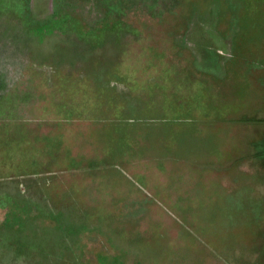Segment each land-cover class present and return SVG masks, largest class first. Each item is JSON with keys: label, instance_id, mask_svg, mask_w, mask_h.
<instances>
[{"label": "rangeland", "instance_id": "374dc122", "mask_svg": "<svg viewBox=\"0 0 264 264\" xmlns=\"http://www.w3.org/2000/svg\"><path fill=\"white\" fill-rule=\"evenodd\" d=\"M141 1L98 0L130 25L96 40L0 5V217L20 201L0 264H264V97L242 78L264 0ZM189 24L233 36L223 81L197 75Z\"/></svg>", "mask_w": 264, "mask_h": 264}, {"label": "flooded vegetation", "instance_id": "af4514ba", "mask_svg": "<svg viewBox=\"0 0 264 264\" xmlns=\"http://www.w3.org/2000/svg\"><path fill=\"white\" fill-rule=\"evenodd\" d=\"M225 1L227 4H230L232 6L233 2H235V0ZM216 3L218 4H215L214 2V5H217L221 10L217 26L221 27L222 25H228L226 23L230 21L227 20V15H229L231 11L224 9L222 7V4H220L219 2ZM6 4L15 9V13L18 19L22 21L25 27L34 31H60L61 29H64V25L67 23L68 20H70L71 23H73V26L70 27L71 29H75L84 36H92L93 39L96 40L99 38L97 35L99 30L103 28L105 24L113 23V21H117V23H126L124 22L125 20L122 17H118L117 14L115 15V12H117L116 8H109L106 6L107 9H105L104 6H101L99 4L98 0H48L47 9L43 12L38 11L36 8L33 10V0H0V5L4 9ZM140 4L144 5L143 10H151V4L149 6V4H147L145 0H142ZM230 9L232 10V7H230ZM119 13L122 14L121 12ZM234 14L235 13L232 11V19H234ZM76 17H78V21H76ZM121 19H123L124 21H121ZM232 19L231 21H233ZM125 25L127 27L130 24L127 23ZM179 25L177 27L178 29L176 36L180 34V30L182 28V25L181 27ZM231 30L232 29L228 26L224 32L227 34ZM175 43L179 48L178 42L175 41ZM262 53H264V48L262 50ZM193 61L194 63H192V65L195 67V70L200 73H197V75H204L206 77L213 78L219 82L223 81V79H220L213 74L209 75L200 72L195 65V58ZM249 62L250 64H248V66L250 67V69L244 70L245 74L242 76V78H244L243 81L246 85L252 87L253 89L255 85V89L259 90L258 95L264 97V59L258 62H252L251 60H249ZM262 120V125L264 129V119ZM261 146L258 149L260 153L264 154V146L262 148ZM259 157H261V155ZM11 224H13L12 221L6 219L5 217H0V227H8ZM78 252L81 253V256L79 258L81 259L83 264H94L89 257L83 254L82 250H78ZM95 258H97V262H100V264H104L103 262H107L103 260L100 256H96Z\"/></svg>", "mask_w": 264, "mask_h": 264}, {"label": "water", "instance_id": "95a60500", "mask_svg": "<svg viewBox=\"0 0 264 264\" xmlns=\"http://www.w3.org/2000/svg\"><path fill=\"white\" fill-rule=\"evenodd\" d=\"M33 6V10L36 8L38 11L43 12L47 9L48 0H33ZM215 24L218 25V20L215 21ZM215 28L216 25L215 27L211 25L203 27L194 24L191 27L189 24L185 34H187L188 39L194 44L196 53H193L195 57H200L203 62V67L197 66V68L205 74H213L220 79H224L227 76V70L225 69L226 62L228 63L231 60L230 57H233L232 48L234 40L233 36L229 37L230 41V39L220 35ZM237 31H239V26L231 30V32H234V36H236ZM221 66L224 69L222 75L218 71L221 70Z\"/></svg>", "mask_w": 264, "mask_h": 264}, {"label": "trees", "instance_id": "16d2710c", "mask_svg": "<svg viewBox=\"0 0 264 264\" xmlns=\"http://www.w3.org/2000/svg\"><path fill=\"white\" fill-rule=\"evenodd\" d=\"M124 13L125 12H123L122 14H124ZM109 19H110V15H109ZM114 24H118L117 21H113V23L105 24V26L109 25V27H110ZM125 24H127V22L123 23L122 26H126ZM183 27H184V29L186 28V23L183 25ZM120 28H123V27H120ZM19 202L20 201H18L17 199L9 197L6 200V203L4 205H2L3 210L1 211V216L5 217L6 219H8L10 221L16 222V220H18V218H17L18 216H16V215H17V207L19 205ZM15 208H16V210H15ZM99 256L105 261H108L111 258L110 255H105V254H100ZM103 263L108 264V262H103Z\"/></svg>", "mask_w": 264, "mask_h": 264}]
</instances>
